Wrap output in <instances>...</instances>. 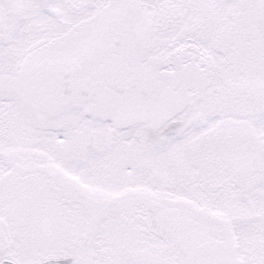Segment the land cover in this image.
<instances>
[{"label":"snow or ice","instance_id":"6c2138e0","mask_svg":"<svg viewBox=\"0 0 264 264\" xmlns=\"http://www.w3.org/2000/svg\"><path fill=\"white\" fill-rule=\"evenodd\" d=\"M0 264H264V0H0Z\"/></svg>","mask_w":264,"mask_h":264}]
</instances>
